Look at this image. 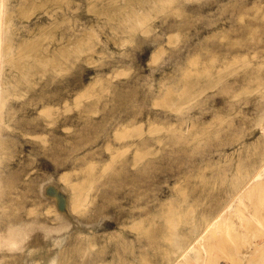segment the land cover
<instances>
[{
  "label": "rangeland",
  "instance_id": "374dc122",
  "mask_svg": "<svg viewBox=\"0 0 264 264\" xmlns=\"http://www.w3.org/2000/svg\"><path fill=\"white\" fill-rule=\"evenodd\" d=\"M2 9L0 264H264V0Z\"/></svg>",
  "mask_w": 264,
  "mask_h": 264
},
{
  "label": "bare ground",
  "instance_id": "6f19581e",
  "mask_svg": "<svg viewBox=\"0 0 264 264\" xmlns=\"http://www.w3.org/2000/svg\"><path fill=\"white\" fill-rule=\"evenodd\" d=\"M103 3H105V2H103ZM99 4V3H98ZM100 4H102L101 2H100ZM101 6V5H100ZM2 7H3V0H0V89H1V85H2V79H1V73H2V62H3V60H4V58H6L5 56H4V49H3V47H2V29H3V19H4V11H3V9H2ZM18 41H20V39L18 40ZM22 52V51H21ZM25 57H27V55L25 56ZM9 59V58H8ZM4 61H7V60H4ZM188 73V72H187ZM185 74V73H184ZM191 75V74H190ZM185 76L186 77H188V74L186 75L185 74ZM186 77H185V80H187L188 81V78L186 79ZM189 80H190V76H189ZM194 80H190V82H192L193 84H195L194 82H193ZM189 82V81H188ZM188 82H186L185 84H187ZM191 83V84H192ZM196 83H198V82H196ZM190 84V83H189ZM187 86V85H186ZM190 86V85H189ZM193 86V85H192ZM191 87V86H190ZM172 105L173 106H175L173 103H172ZM171 105V106H172ZM173 108V107H172ZM175 108V107H174ZM173 108V109H174ZM251 208V207H250ZM210 232V231H209ZM196 240H195V245H196ZM194 243V242H193ZM196 247V246H195ZM180 247L175 251V252H177L178 254H177V256L171 261V263L170 264H183V263H186V261L185 260H189V259H192V258H195V254H196V252H195V249H194V245L192 244V243H190V244H188L185 248H183L182 250H180ZM190 262V261H189ZM187 264H188V262H187Z\"/></svg>",
  "mask_w": 264,
  "mask_h": 264
}]
</instances>
